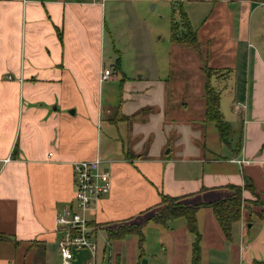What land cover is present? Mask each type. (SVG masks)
Masks as SVG:
<instances>
[{
  "label": "crops",
  "instance_id": "crops-1",
  "mask_svg": "<svg viewBox=\"0 0 264 264\" xmlns=\"http://www.w3.org/2000/svg\"><path fill=\"white\" fill-rule=\"evenodd\" d=\"M105 1L0 0V264H53L54 257L59 263L54 214L72 198L71 161L94 156L110 173L108 192L86 215L94 237L99 231L104 236L95 248L96 263L107 244V264H119L113 246L123 238L106 239L105 228L142 220L159 193L180 195L183 203L205 202L228 193L227 184H238L239 218L228 238L209 207L195 210L199 264H264V221L256 215L263 207L250 202L243 188L248 181L264 202V53L247 49L250 30L264 29V9L252 23L247 14L264 0H210L195 26L185 14L207 67L248 71L233 87L232 100L239 103L231 106L233 115L226 117L218 103L231 138L221 141L213 127L208 144L203 98L194 117L199 123L189 116L175 122L170 114L180 89L164 79H145L141 89L123 90L121 100L113 94L102 100ZM141 228V250L147 228L156 245L152 257L144 253V264H189L193 234L182 216ZM80 254L84 260L88 255L80 249L69 264Z\"/></svg>",
  "mask_w": 264,
  "mask_h": 264
},
{
  "label": "rangeland",
  "instance_id": "rangeland-1",
  "mask_svg": "<svg viewBox=\"0 0 264 264\" xmlns=\"http://www.w3.org/2000/svg\"><path fill=\"white\" fill-rule=\"evenodd\" d=\"M210 3V0H106L105 21L109 33L104 37L102 44V62L110 69V74L100 83L102 100H107L109 94H113L114 101L121 100L120 94L123 90L129 92L127 90L130 85L141 89L145 79L159 82L164 79L167 84H173L174 89H180L175 91V94L180 96V102L174 100L176 102L173 104V111L170 116L175 122L179 119L184 120L183 118L189 116L190 121L199 123L198 118L195 119L194 117L195 114L199 115L200 104L202 105V83L207 71L203 68V46L190 45L192 47L186 48V43H179L180 46L179 44L175 46L181 47L179 52H174L176 48L171 46L169 42V24L170 18L179 21L178 11L180 8L190 16L191 22L195 26L199 18L207 11ZM261 9H264V6L257 8L253 14L251 11L247 14L251 23L253 15ZM259 33L253 34L252 29L250 30L248 37L250 46L247 49L254 46L264 53V29L260 30ZM116 60L118 65L115 67ZM209 72V84L218 93V103L225 112L224 115L230 117L233 115L231 113L233 87L239 86L240 81L248 78V71L211 69ZM125 80H129V82L126 84ZM178 84L185 86L180 87ZM132 98L136 99L139 96ZM208 123V126L206 125L204 128L206 144L211 143L213 137L211 132L214 131L212 123L210 121ZM180 129L182 130V127ZM239 130L240 122H237L235 133L237 134ZM227 136L230 139L231 132ZM104 140L105 137L101 133V144ZM249 193L247 199L264 208V202L253 191H249ZM155 209L156 207L153 210ZM138 222L139 219L125 220L116 223V225ZM141 232L143 240L142 228ZM144 233L147 243L146 250L140 251L138 249L135 234L126 235L121 241L115 242L113 248L118 252L119 264H134L139 251L141 259H144L145 252L148 256H153L151 254L156 251V245L152 241L153 231L147 228ZM93 239L96 240L97 249L104 244V236L101 231L97 232L95 237L93 234ZM108 250L106 244L104 257L101 262L96 264H107L106 253ZM53 260V264H57L56 257ZM85 260L80 254L75 264H85Z\"/></svg>",
  "mask_w": 264,
  "mask_h": 264
},
{
  "label": "trees",
  "instance_id": "trees-1",
  "mask_svg": "<svg viewBox=\"0 0 264 264\" xmlns=\"http://www.w3.org/2000/svg\"><path fill=\"white\" fill-rule=\"evenodd\" d=\"M179 21L170 18L169 24V41L177 43H186L188 45H199L196 41L194 32L191 29L185 13L179 8ZM116 60L114 66L118 65ZM205 78L202 83V98L203 108L202 117L206 121H210L217 131L218 138L225 141L230 131L229 124L222 117L218 107V93L209 84V75L211 68L203 64ZM229 192L214 200L198 201L194 203H183L179 200L180 195H169L159 193L158 201L155 203V210H152L149 215L144 217L138 223L119 224L112 228H105L106 239H121L129 234L137 236V247L141 250L142 232L141 226L147 221H153L165 225V223L178 216L185 219L186 229L193 234V239L190 243V258L189 264H199L200 248H199V232L196 227L195 210L198 207H209L222 234L225 238L230 236L231 222L239 218L240 204L242 200L241 189L238 184H227ZM243 188L253 191L251 184L247 181L243 184ZM259 219L264 221V208L256 212Z\"/></svg>",
  "mask_w": 264,
  "mask_h": 264
},
{
  "label": "built area",
  "instance_id": "built-area-1",
  "mask_svg": "<svg viewBox=\"0 0 264 264\" xmlns=\"http://www.w3.org/2000/svg\"><path fill=\"white\" fill-rule=\"evenodd\" d=\"M109 74L110 69L102 67L99 79H105ZM238 104L234 101L233 108L236 109ZM71 169L72 198L54 214L55 227L60 230L56 241L59 263L69 264L74 251L84 249L88 254L85 264H95L93 226L88 223L86 215L93 209L95 201L108 192L110 173L96 156L72 160Z\"/></svg>",
  "mask_w": 264,
  "mask_h": 264
},
{
  "label": "water",
  "instance_id": "water-1",
  "mask_svg": "<svg viewBox=\"0 0 264 264\" xmlns=\"http://www.w3.org/2000/svg\"><path fill=\"white\" fill-rule=\"evenodd\" d=\"M139 264H144V259H140Z\"/></svg>",
  "mask_w": 264,
  "mask_h": 264
}]
</instances>
